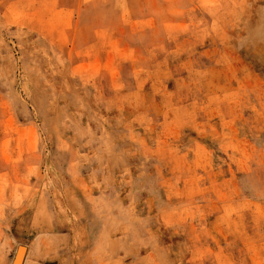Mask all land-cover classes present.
Wrapping results in <instances>:
<instances>
[{
	"label": "rangeland",
	"instance_id": "1",
	"mask_svg": "<svg viewBox=\"0 0 264 264\" xmlns=\"http://www.w3.org/2000/svg\"><path fill=\"white\" fill-rule=\"evenodd\" d=\"M20 246L264 264V0H0V264Z\"/></svg>",
	"mask_w": 264,
	"mask_h": 264
},
{
	"label": "bare ground",
	"instance_id": "2",
	"mask_svg": "<svg viewBox=\"0 0 264 264\" xmlns=\"http://www.w3.org/2000/svg\"><path fill=\"white\" fill-rule=\"evenodd\" d=\"M24 252H25V248L24 247H22V248H19V250H18V254H17V256H18V258H19V264L22 262V259H23V255H24Z\"/></svg>",
	"mask_w": 264,
	"mask_h": 264
},
{
	"label": "water",
	"instance_id": "3",
	"mask_svg": "<svg viewBox=\"0 0 264 264\" xmlns=\"http://www.w3.org/2000/svg\"><path fill=\"white\" fill-rule=\"evenodd\" d=\"M22 247H24V246H20V248H22ZM19 260V258H18V256H16V258H15V260H14V264H19L18 261ZM21 264H24V260L21 262Z\"/></svg>",
	"mask_w": 264,
	"mask_h": 264
}]
</instances>
